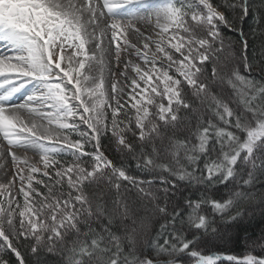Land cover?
Returning a JSON list of instances; mask_svg holds the SVG:
<instances>
[{"label": "snow or ice", "instance_id": "6c2138e0", "mask_svg": "<svg viewBox=\"0 0 264 264\" xmlns=\"http://www.w3.org/2000/svg\"><path fill=\"white\" fill-rule=\"evenodd\" d=\"M252 13L250 0H0V158L16 169L0 184V264L41 251L62 264H264V233L260 254L202 247L254 214L242 205L264 206V78L242 74L243 38L235 66L221 62L222 28ZM129 186L164 219L145 241L155 255L135 228L114 231L141 210Z\"/></svg>", "mask_w": 264, "mask_h": 264}, {"label": "trees", "instance_id": "16d2710c", "mask_svg": "<svg viewBox=\"0 0 264 264\" xmlns=\"http://www.w3.org/2000/svg\"><path fill=\"white\" fill-rule=\"evenodd\" d=\"M215 3H223V0H214ZM250 6L253 9V13L250 14L241 24L238 19L235 25L236 30L231 31L228 28H222L223 39L225 41V52L221 56V62L226 65L227 69H231L235 66V61L232 57H239L242 54V38L247 40L248 49L247 55L252 62L253 70L251 73L243 71L242 65L241 72L243 75L250 76L251 78L259 81L264 78V22L257 24V10L260 17H264V0H250ZM231 16V14L229 13ZM241 29L243 37H241ZM210 71V69H209ZM227 87V85H226ZM230 92L231 89L228 88ZM195 124V116L190 114ZM185 133L183 130L177 132L178 138H183ZM108 140H104L105 152L114 161H119V154L115 153L112 149L108 148ZM134 171V166H133ZM259 188V185H257ZM129 191L123 194L127 197L129 202H134L141 208L139 211L135 223L132 219L121 220L117 218L114 225V231L117 234L124 235V229H129V232L135 228L136 235L139 239V247H142L145 254L155 255L151 247L145 243L150 241L156 236V233L160 229V225L164 222L163 217L155 215L151 212V208L148 207L145 210L144 206L148 205V201L140 200L137 190L129 186ZM93 191V189H89ZM123 192V190H122ZM220 193L224 192L221 187ZM191 193L182 189V195L187 196ZM162 196V193H158ZM198 195V193H197ZM177 199L181 198V193H177ZM242 207H253L255 209L254 214H249L245 219L236 222L233 226L227 228L219 236L211 237L202 243L206 254L208 252L224 255H235L237 257H243L245 254L251 252L253 254H260V247L254 246L253 241L259 239L262 233H264V215H261V211L264 210V206L259 204L258 199L253 201L252 204H245ZM162 243V241H161ZM21 251H25L24 246H21ZM29 264H62V259L58 254H50L46 251L39 252L36 256L26 252ZM227 264V262H225Z\"/></svg>", "mask_w": 264, "mask_h": 264}, {"label": "rangeland", "instance_id": "374dc122", "mask_svg": "<svg viewBox=\"0 0 264 264\" xmlns=\"http://www.w3.org/2000/svg\"><path fill=\"white\" fill-rule=\"evenodd\" d=\"M110 35V34H109ZM111 67H115V62L113 61ZM120 69L123 70V65L120 66ZM105 75H107V71L105 72ZM0 143L6 144V141H3V138L0 137ZM4 149L0 147V152H2ZM23 155V154H21ZM31 157V153L28 154ZM15 167L12 164L11 156H8L6 159L0 158V184H6L9 181H13V176L15 173ZM15 183V190L18 191L19 189V181L18 179L14 181ZM11 193H6L5 198H10ZM17 199H20L22 202V198L17 197Z\"/></svg>", "mask_w": 264, "mask_h": 264}]
</instances>
